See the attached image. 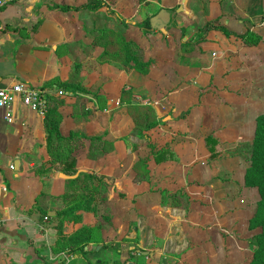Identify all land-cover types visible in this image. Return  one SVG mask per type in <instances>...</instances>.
<instances>
[{
  "label": "crops",
  "instance_id": "1",
  "mask_svg": "<svg viewBox=\"0 0 264 264\" xmlns=\"http://www.w3.org/2000/svg\"><path fill=\"white\" fill-rule=\"evenodd\" d=\"M90 1L0 10V79L84 91L51 98L46 115L17 102L7 120L0 109V264L247 263L252 214L238 203L246 186L231 151L264 114V0ZM98 30H115L119 58L94 66L109 43ZM51 125L79 134L67 173L49 152ZM81 172L140 214L133 230L120 219L111 241L104 234L82 251L70 240L79 224L54 217Z\"/></svg>",
  "mask_w": 264,
  "mask_h": 264
},
{
  "label": "rangeland",
  "instance_id": "2",
  "mask_svg": "<svg viewBox=\"0 0 264 264\" xmlns=\"http://www.w3.org/2000/svg\"><path fill=\"white\" fill-rule=\"evenodd\" d=\"M99 1L100 0H91L90 2L97 3ZM99 17L101 16L99 15ZM134 19L136 20V22H138V19H141V16L140 18L138 17V19L132 16L130 21L131 20L135 21ZM139 22H141V20ZM141 23H143V21ZM100 31L101 30H98L97 32H95V37H97L96 39L99 40L98 43L103 45V43H106L107 40L109 41V43L107 45L105 44V46L103 47L104 50L101 52V54H99V57L96 59V61L95 59H93L92 64L94 66L98 65L100 60L105 61V59H109L111 62H113L114 60H118L119 58V54H118L119 48L116 43L118 39L117 37L118 35L117 33H115V30H111V31L102 30V32ZM92 64H89V65H92ZM120 81H121L120 79H116L111 82L112 83L115 82L117 84ZM112 83L110 84V86L113 88V90L117 89L116 87L117 85L115 83L113 84ZM83 92L84 91L81 89V87H79V91L76 92V97H82ZM76 97L75 98L65 97L64 100L67 99L69 101L71 99H74L71 101L78 103L79 101L77 100ZM145 102L150 103L151 102L150 98H147ZM94 108H96V106ZM63 125H67V122L64 121ZM149 125L150 124L147 123L145 124V127H148ZM254 130H255V123L253 126L251 141H249L248 143H244V144H241V143L235 144L236 145L235 149L231 151V152H234V154L232 155L233 158L231 159V161L233 165H235L236 170L238 171V174H239L238 177L240 178V180L242 177V180H241L242 184L246 186V190L243 191V193L239 192L238 194V197H239L238 203L240 206L247 205V207L250 208V211H251V212L250 211L248 212L252 214V219L249 222V226H251L250 231L252 232L248 233L249 234L248 247H249V250L252 252V256L250 255L248 256V259L246 261L247 263L245 264H264V233H262L260 227L257 226L258 224L257 222L259 221V218L255 217L257 214V202L260 200V195L256 187L247 185L245 181L246 180L245 175H246L247 168L250 167L251 161H252V152H253L252 141L254 140ZM96 180L98 179H96L95 177L94 181H92L91 183H88L86 187L83 186L81 182H80V185L77 184V188L76 186H74L75 189L73 190L72 200L68 204L65 205V207L67 208H69L70 206L77 207L73 217L71 218L68 217V218H70L69 219L70 221L76 222L79 224L77 231L72 236V239H70L71 241L75 242L78 245H82L85 243L87 244L90 241H94V242L104 241L105 240L104 234H107L106 241H111L113 233L118 229V227H120V223L118 224L117 221H119L120 219H126L129 217L130 218L129 220H131V224L129 228L133 230L134 219L140 216V214L137 212V208L135 209L133 206H131V204L122 203V205H125V207L120 206L119 203H117L119 201H117L118 199L116 197H109L108 195L109 190H107V188L105 189L106 183L102 181L101 179H99L100 180L99 182H96ZM81 181H84V180L81 179ZM71 190L72 188L70 189V191ZM244 208L245 207L240 208V209L243 210ZM239 228L242 229L243 227L239 226ZM257 244L259 247L258 249H255V246ZM254 250H257L256 258L253 257ZM163 259L165 260L164 264H167L166 262H168V264H173L170 258L162 257V260ZM128 264H131V262ZM132 264L134 263L132 262ZM138 264H149V263L147 262L144 263V261H142L140 263L138 262Z\"/></svg>",
  "mask_w": 264,
  "mask_h": 264
},
{
  "label": "trees",
  "instance_id": "3",
  "mask_svg": "<svg viewBox=\"0 0 264 264\" xmlns=\"http://www.w3.org/2000/svg\"><path fill=\"white\" fill-rule=\"evenodd\" d=\"M97 3L94 2L91 4H87L86 6L88 8H96V7L102 6L101 1ZM148 22H149L148 19L144 20L142 23V26L148 27L149 25ZM210 28H215V26H212L211 23L207 24L204 30H208ZM6 29L8 28L5 27L3 30H6ZM59 86L68 92L71 91L74 93L75 91L73 90L75 88L71 84H65V85H59ZM49 109L50 108L48 106V109L45 115L48 113ZM80 136L82 137L81 134ZM75 137H79V134L78 133H68L67 135H62L60 131L58 130V127L55 125H51L50 128L48 129L49 152L51 154V157L56 155L55 162L62 165V171L64 173H67L73 169L74 160L70 158V155H69V149L71 148V146H69V143L70 142L72 143L73 141L75 142ZM205 139H206L207 144H209L210 152L214 154L213 146L216 144V141L210 136L206 137ZM90 140L99 142L100 137H93V138H90ZM97 142L95 143L96 147L102 144L101 142L100 144H98ZM252 146H253L252 161H251L250 167L247 168L246 175H245V179H246L245 181L247 185L256 187L260 195V200L257 202V214L255 217L259 218V221L257 222L258 223L257 226H259L261 229V232L264 233V114L259 115L255 119L254 140L252 141ZM166 154H169V153L167 151H161L157 155L154 156V159L156 161H161L162 159L166 158ZM81 179H83L84 181H81ZM94 179L95 177L93 174L81 172L75 179L67 180L66 186L70 187V189L72 188V190L71 191L69 190V194L67 193L70 199L67 201L66 204H68L72 200L73 190L75 189L74 186H76L77 188V184L80 185V182H81L83 186L86 187V185L94 181ZM99 181H100L99 179L96 180V182H99ZM76 208L77 207L75 206H70L69 208L65 207L59 212H57L54 217H59L61 221L64 219H67L68 217L71 218L73 217L76 211ZM59 224H61V222ZM84 245L85 244L80 246L81 251L83 250ZM258 247L259 246L257 244L255 246V249H258ZM256 251L257 250H254V256H253L254 258L257 257Z\"/></svg>",
  "mask_w": 264,
  "mask_h": 264
},
{
  "label": "built area",
  "instance_id": "4",
  "mask_svg": "<svg viewBox=\"0 0 264 264\" xmlns=\"http://www.w3.org/2000/svg\"><path fill=\"white\" fill-rule=\"evenodd\" d=\"M15 0H0V10L11 4ZM68 94L67 91L60 86H34L21 80L3 81L0 79V109L6 110V118L10 120L11 114L9 110L15 103L45 115L47 112L51 98L61 97ZM13 164L10 169H13ZM49 216L45 215L44 220H48Z\"/></svg>",
  "mask_w": 264,
  "mask_h": 264
}]
</instances>
